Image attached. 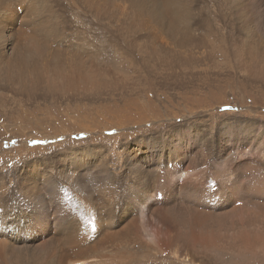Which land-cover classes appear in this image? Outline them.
<instances>
[{
    "label": "bare ground",
    "instance_id": "obj_1",
    "mask_svg": "<svg viewBox=\"0 0 264 264\" xmlns=\"http://www.w3.org/2000/svg\"><path fill=\"white\" fill-rule=\"evenodd\" d=\"M199 1L0 0L3 27L24 17L41 18L43 22L39 34L26 35V49L18 53L16 62L0 52V74L10 82L18 80L22 87L19 99L30 98L39 89L51 98L77 94L99 97L104 88L114 85H108L110 81L103 72L87 65L92 63L84 57L88 41L76 38L71 44H63L70 27L83 26L82 19L75 22L69 16L93 12L106 16L105 21L110 25L115 22L124 32L148 22L149 29L188 32L192 39L197 28H216L205 18L210 12L208 7L195 8ZM231 1L237 24L250 38L244 44L255 52L244 64L249 62L248 70L254 75L250 77L264 81V0ZM36 24L38 28V21ZM0 33L3 39L2 29ZM8 63L4 75L3 64ZM228 136L231 139L230 133ZM244 136L250 142L258 137L264 140L259 132L250 130ZM202 137L191 130L182 135L171 133L165 140L140 139L125 153L123 168L130 179L112 172L117 163L91 148L67 153V169L63 166L64 171L58 169V174L45 163L41 173L47 186L45 202L34 205V219L29 226L16 228L19 225L9 224L12 217H6L0 198V247L6 248L7 264H242V202L256 204L264 192L257 188L262 185L264 190V175L254 179L248 173L256 166L264 171V149L256 156L245 157L251 153L249 145L231 140L215 144ZM209 145L216 149L217 156L212 160L206 153ZM228 146H232L231 152L239 153L235 161L247 166L230 178L225 177L229 162L224 151ZM90 173L91 186L84 181ZM67 177L74 180V189L66 186ZM33 180L36 178L31 176ZM0 189L7 191L8 185L0 183ZM227 226L232 231L229 245L224 232ZM246 239L261 243L264 232L247 233ZM110 241H118L123 250L112 255L104 252V245ZM32 248L37 253L27 257L23 251ZM256 260L250 256L243 264H254Z\"/></svg>",
    "mask_w": 264,
    "mask_h": 264
},
{
    "label": "rangeland",
    "instance_id": "obj_2",
    "mask_svg": "<svg viewBox=\"0 0 264 264\" xmlns=\"http://www.w3.org/2000/svg\"><path fill=\"white\" fill-rule=\"evenodd\" d=\"M199 2L195 8L208 7L210 12L205 18L216 28L207 31L197 28L193 30L195 37L192 39L188 32L149 29L148 22L124 32L118 30L115 22H111V27L103 19L106 16L93 12L74 15L75 18L69 16L75 22L82 19L83 26L70 27L63 44H71L76 38L88 41L89 50L84 57L92 63L87 65L103 72L110 81L108 85H114L104 88L99 97L77 94L51 98L39 89L32 97L19 99L17 94L22 87L18 80L10 82L0 74V183L8 185L7 191L0 189V198L6 217H12L9 224L19 225L16 228L30 225L34 219V205L45 202L47 186L41 174L42 167L47 163L48 169L54 168L57 174L60 169L64 171L62 167L67 169L68 163L65 156L70 151L91 148L104 152L103 157L117 163L113 164L112 172L128 177L123 168L125 153L144 138L165 140L171 133L182 135L192 130L211 143L227 144L231 140L249 145L251 153L245 157L256 156L264 149V140L260 137L250 142L244 136L248 130L264 136V81L250 77L254 75L248 70L249 62L244 64L255 54L244 44L250 38L237 24L231 0ZM222 2L226 6L223 7ZM0 29L5 35L0 39L3 45L0 52L10 55L11 62H16L18 53L26 49V35L39 34L43 22L41 18L24 17L7 28L0 22ZM8 65L3 64L4 75ZM256 71L254 69L253 73ZM26 82H29L28 76ZM231 148L228 146L224 151L229 162L225 166L226 178L247 168L243 162L235 161L239 153L231 152ZM52 153L54 156L49 160L47 156ZM206 153L209 160L217 156L216 149L210 145ZM248 173L253 174L254 179L258 174L264 175L259 166ZM90 175L88 181L84 180L89 186ZM31 176L36 180L31 181ZM64 180L67 187L74 189L73 179ZM61 182L64 183L63 178ZM92 182L95 184L94 180ZM257 188L264 191L262 185ZM226 202L230 208L228 199ZM242 204L239 246L242 264L250 256L257 260L249 262L264 264V241L246 239L247 233L264 232V192L256 204ZM224 232L229 245L232 231L227 226ZM104 246V252L110 255L123 250L118 241L107 242ZM31 252L37 253V249L23 251L27 257ZM127 253L133 255L131 251ZM7 262L6 248L1 246L0 264Z\"/></svg>",
    "mask_w": 264,
    "mask_h": 264
}]
</instances>
